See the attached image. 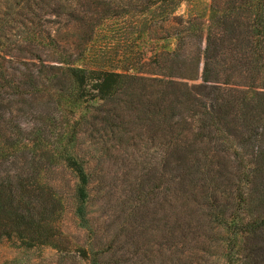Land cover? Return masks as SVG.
Instances as JSON below:
<instances>
[{"label":"trees","instance_id":"16d2710c","mask_svg":"<svg viewBox=\"0 0 264 264\" xmlns=\"http://www.w3.org/2000/svg\"><path fill=\"white\" fill-rule=\"evenodd\" d=\"M191 1L0 0V243L48 242L65 195L46 171L60 168L88 238L84 264H128L125 245L151 228L150 196L170 203L167 228L152 224L171 246L204 243L193 263L264 264V0L178 14ZM132 11L168 21L172 44L151 72L80 64L48 25L66 17L69 31H94ZM130 157L140 159L133 203L105 239L112 224L91 211L98 165Z\"/></svg>","mask_w":264,"mask_h":264},{"label":"rangeland","instance_id":"374dc122","mask_svg":"<svg viewBox=\"0 0 264 264\" xmlns=\"http://www.w3.org/2000/svg\"><path fill=\"white\" fill-rule=\"evenodd\" d=\"M114 2L115 0H107ZM211 0H192L183 3L178 14L192 12L207 15ZM140 12H126L123 16L105 20L99 23L95 20L94 31L90 25L83 29L69 31L71 22L66 17L58 18L56 22H48L52 34L58 30L59 40L66 43L68 49L75 57H80L79 62L83 65L93 67H104L118 69L119 71H130L134 73L151 72L157 69L156 61L162 60L159 53L172 44L169 41L168 21L164 16L153 19L142 17ZM89 38V36H91ZM89 39L84 43L85 39ZM48 51L42 52L43 57ZM48 63H57L46 57ZM57 114V108L53 109ZM31 119V117H30ZM46 127L45 132L52 133ZM140 161L134 158L110 160L98 165L101 170L102 179L94 183V197L91 205L92 215L98 223L107 221L111 225L110 231L104 235L110 239L120 222L126 219L129 205L133 203L131 196L132 184L137 179V163ZM52 187L64 196V210L62 219L53 222V228H49L48 242H31L30 249H27L21 238H5L0 243V264L10 261L14 264H61L60 257L66 259L64 264H84L87 262L82 247L88 246V238L83 230L79 229L72 211V199L70 197L69 180L70 175L60 168L46 171ZM157 198L152 196L146 198L149 206H146L141 213L151 228L147 233L135 235L136 244L125 245L123 254L129 258L128 264H165L164 262L175 256L184 262H198L205 255L202 250L204 243L196 238L189 244H180L178 247L171 246L170 239L164 230L156 231L153 222L159 228H167L170 219L169 202L165 196L159 198L161 205L155 206ZM169 203V204H168ZM158 210L157 213H155ZM156 217V220L154 219ZM155 220V221H153ZM152 221V222H151ZM115 223V224H114ZM123 243H120L122 246ZM57 245L59 249H57ZM213 251V250H212ZM134 255L132 256V254ZM170 262L167 261L166 264ZM195 264V263H193Z\"/></svg>","mask_w":264,"mask_h":264}]
</instances>
